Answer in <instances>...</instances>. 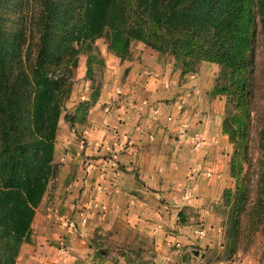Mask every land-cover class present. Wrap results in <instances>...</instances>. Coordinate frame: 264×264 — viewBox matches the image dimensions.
<instances>
[{"label": "trees", "instance_id": "trees-1", "mask_svg": "<svg viewBox=\"0 0 264 264\" xmlns=\"http://www.w3.org/2000/svg\"><path fill=\"white\" fill-rule=\"evenodd\" d=\"M2 2L0 264H15L21 244L31 242L36 208L56 174L58 122L63 117L72 126L75 120L67 112L62 116L73 83L72 70L78 54L90 50L96 38L104 37L107 49L122 60L128 57L130 43L139 41L171 55L183 65L182 73L194 72L202 61L217 64L210 94L226 95L232 108L222 119V131L243 135L250 118L249 67L257 24L264 47V0H37L34 41L23 22L7 30ZM234 155H239L237 150ZM230 174L236 176L233 163ZM257 180V197L251 204H242L243 183H236L234 198L229 188L224 190L225 205L231 203L224 224L230 252L235 251L244 228L252 234L264 220V152ZM241 212L249 217L245 226ZM96 255H101L99 250ZM126 263L137 264L130 259Z\"/></svg>", "mask_w": 264, "mask_h": 264}, {"label": "crops", "instance_id": "crops-1", "mask_svg": "<svg viewBox=\"0 0 264 264\" xmlns=\"http://www.w3.org/2000/svg\"><path fill=\"white\" fill-rule=\"evenodd\" d=\"M136 48H130L129 59H119L114 66L119 68L120 74L111 72L102 79L104 83L98 98L89 110L97 119L92 123L94 129L89 128V136H85L87 145L81 147L80 156L73 149L82 146V142L70 134L69 123L60 118L53 158L54 163H61L60 171L48 183L31 224V242L21 244L15 264H78V258L84 261L80 263H93L89 258L90 246L85 247L83 239L76 234L69 244V254L60 255L63 263H59L61 258H57L55 246L59 233L55 231L65 217L74 216L76 225L87 237L95 231L105 234L103 229H112L121 222L134 232L139 230L151 236L156 249L163 251L174 240L198 238L200 242V232L208 231L204 228L198 233L191 222H178L180 217L175 212L179 210L184 218L188 209L207 218L209 203L233 186L232 145L222 131V118L215 99L201 96L209 92L217 64L200 62L198 72L183 73L188 81L178 86L181 71L173 62L160 61L153 50L143 47L142 57L134 62L130 55ZM210 68L215 71L210 73ZM200 79L207 81L206 89L192 87ZM193 90L198 92L202 103L191 96L181 120L168 122L167 115H177L178 111L166 100ZM154 102L157 105L152 107ZM178 130L183 134H178L182 136L179 139ZM123 133L130 141L126 148H122L119 140ZM192 140L193 143L199 141L195 149ZM64 147L70 152L61 158L59 152ZM107 149L112 153L106 158L103 154ZM190 167L201 172L194 176L190 195L184 198L183 186L188 182ZM209 168L212 174L204 176L202 172ZM47 191L50 198L43 203ZM47 206L53 209L58 223L46 219L42 209ZM212 224L208 225L210 231H215L216 226ZM59 228L62 230L61 226ZM172 228L175 231H171ZM100 263L105 264L102 260L95 262Z\"/></svg>", "mask_w": 264, "mask_h": 264}, {"label": "rangeland", "instance_id": "rangeland-1", "mask_svg": "<svg viewBox=\"0 0 264 264\" xmlns=\"http://www.w3.org/2000/svg\"><path fill=\"white\" fill-rule=\"evenodd\" d=\"M2 3L5 6L3 9V12L5 13L4 25L7 30L15 29L22 25L23 22L26 25L28 38H31L34 41L37 34L32 32V28L39 12L37 8V0H3ZM32 17H35L34 20ZM256 29L257 32L253 44L254 59L249 67L252 76L249 85V94L251 95L249 104L250 118L244 127L243 135L229 136L226 134L228 143L232 145L230 166L233 163L234 175H236L235 177L231 175L233 178V186L229 189L231 190L232 198H234L236 183L239 182L245 185L246 195L244 199H242V204L244 202L245 204H251L256 200L258 161L261 153L264 152L261 148V142L264 141L262 135V128L264 127V47L258 24ZM136 46V51L131 52L130 55V60L134 62L142 57V53L140 52H144V50H146L145 48H147V51L151 50L139 41H132L130 43V48ZM141 47H143L144 50H142ZM155 53L158 55L160 61L173 62V64L180 69L181 76L178 79V86L185 84L188 81V76H184L182 73V69L184 68L183 65L176 63L174 58L168 53ZM77 59V66L72 70L73 83L71 91L68 98L64 101L65 109L62 112V116L67 112L73 119H75L73 125H69V131L70 134H74V138L77 141L79 140L82 142V146L73 149V151L80 156L81 147L87 145L85 136H89V128L94 129L92 123H95L97 119V116L93 114L94 112H89V110L92 109L98 98L100 87H102L104 83L102 79L107 77L111 72L119 73V68L114 66L120 62V58L107 49V41L104 37H98L93 41L91 49L88 51H81L78 54ZM199 65H197L194 72H198L200 69ZM215 70L216 72L215 76H212L210 90L215 84V79L219 71L218 65ZM215 70L210 68V73ZM124 73L127 74L126 71ZM192 73L193 72H187V74ZM189 79L195 78L189 77ZM206 82L205 79H200L196 84H192V87H203V89H206ZM183 90H185V88H183ZM186 90L188 89L186 88ZM210 90L206 94L203 92L201 96H203L204 99H215L216 109L219 111V116L223 119L226 116L227 110L230 111L232 108L227 104L226 95H212L210 94ZM196 93H198L196 90L184 93L181 92L176 98L166 100L170 101L169 104L172 105V107H176L179 114H174L173 116L172 114H168L166 120L170 123L174 121L177 122L178 120L180 121L183 111L189 106V101L187 100L191 96L193 97V100L197 98L199 104H201L202 102L199 98L200 95ZM84 101H88V103H83ZM152 105V107H155L154 105H157V103L154 102ZM186 118H188V116H186ZM85 123L86 125H83ZM180 132L181 131L179 130L177 131V139L182 138L180 135L183 134H180ZM178 134H180V137ZM83 140L85 142H83ZM192 144L195 149L197 145L193 143V140ZM95 145L96 143H94V146ZM220 150L221 149L219 148L217 149L219 154ZM236 150L239 153L237 156L234 155V151ZM68 152H70L69 149L64 147L60 149L59 156L64 158V155L68 154ZM111 153V149H107L103 155L107 158ZM60 161H62V159ZM60 164L61 163L59 162H53L56 174L60 171ZM224 190L215 198V200L209 203L208 213L210 214L207 218L205 215L202 216L198 211H189V213L188 209L184 212V218L179 215V210L175 212L177 213L178 218L180 217L177 220L178 222H191L190 225H194L198 229V233L203 231L204 228H207L208 231H210V227L208 226L210 223H213L212 225L216 226L215 231H210L211 235L208 231H203V234L200 232L199 235H201L202 239L200 242L198 238L192 240L187 239L184 241L174 240L169 242L163 251L161 249H156V243L151 236H147L139 230L134 232L121 222H119L117 226L112 227V229H103L105 234H98L95 231L87 237L76 225V219L73 216L72 218L65 217L63 223L59 222L62 230L59 228L60 226L58 227L56 225L57 230L55 232L59 233V236L56 239L57 242L55 243V246L57 247V255H59L57 258H59L60 255L67 256V254H69L67 252L70 247L69 244L74 241L73 236L76 234L77 238L80 237V239H83L81 241H83L82 243L85 247L90 246L88 247L89 258H92L94 264L101 260L105 264H127V259H130L137 264H264V220L252 234L247 230V227L243 229L241 235L238 236L234 252H230L229 247L226 246L224 224L227 221L231 203L225 205ZM49 195L50 193L47 191L43 203H47V199L50 198ZM242 204L238 208H241ZM82 207L86 208L84 205ZM42 211L45 212L48 222L58 223L59 219L53 216L54 211L51 206H47L45 209H42ZM216 217L217 221H214V218ZM248 219L249 217L244 213L241 214L240 220L243 226H245ZM123 222L127 221L123 220ZM67 228L71 229V231L67 230ZM171 231L175 230L172 228ZM61 248L64 250L63 253L60 250ZM98 250L101 255H96V251ZM193 250H198V254H193ZM201 253L203 254L201 255ZM78 261V264L84 263L80 258H78ZM59 263H63L62 258L61 260L59 259Z\"/></svg>", "mask_w": 264, "mask_h": 264}, {"label": "built area", "instance_id": "built-area-1", "mask_svg": "<svg viewBox=\"0 0 264 264\" xmlns=\"http://www.w3.org/2000/svg\"><path fill=\"white\" fill-rule=\"evenodd\" d=\"M119 140H121V146L122 148H126L130 141H129V137L126 133H123L121 135V138H119ZM194 144H196L198 146L199 144V141H196ZM201 172V170L197 169V168H191L190 171L188 172V175H187V179H188V182L183 186V196L184 198H187L189 195H190V191H191V187H192V182L194 181V176L199 174ZM212 170L211 169H208L204 172H202V174L204 176H210L212 174ZM61 252L63 253L64 250L63 248L60 249Z\"/></svg>", "mask_w": 264, "mask_h": 264}, {"label": "water", "instance_id": "water-1", "mask_svg": "<svg viewBox=\"0 0 264 264\" xmlns=\"http://www.w3.org/2000/svg\"><path fill=\"white\" fill-rule=\"evenodd\" d=\"M193 254L197 255L198 254V250H193ZM201 255H202V253H201Z\"/></svg>", "mask_w": 264, "mask_h": 264}]
</instances>
